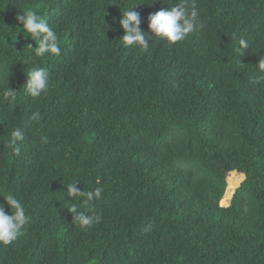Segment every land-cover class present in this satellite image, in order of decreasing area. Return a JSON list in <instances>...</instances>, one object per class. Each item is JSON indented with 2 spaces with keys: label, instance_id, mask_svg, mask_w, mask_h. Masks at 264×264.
<instances>
[{
  "label": "trees",
  "instance_id": "1",
  "mask_svg": "<svg viewBox=\"0 0 264 264\" xmlns=\"http://www.w3.org/2000/svg\"><path fill=\"white\" fill-rule=\"evenodd\" d=\"M175 2L0 0V90L6 69L16 90L0 96V194L30 216L0 264H264V0H196L205 27L184 41L121 45L126 8L152 35L148 16ZM28 8L61 46L35 60L50 73L39 98L23 89L36 42L15 17ZM234 33L249 42L237 59ZM16 127L18 157L6 143ZM76 180L104 189L88 230L67 210Z\"/></svg>",
  "mask_w": 264,
  "mask_h": 264
},
{
  "label": "clouds",
  "instance_id": "2",
  "mask_svg": "<svg viewBox=\"0 0 264 264\" xmlns=\"http://www.w3.org/2000/svg\"><path fill=\"white\" fill-rule=\"evenodd\" d=\"M134 6L126 8L119 19L120 28L123 35L120 38L121 45L125 48L137 47L147 52L150 49V41L161 40L168 44H176L184 41L190 34L199 31L205 27L200 21V10L197 7L196 0H176L166 9H161L154 14L148 16V29L152 35L146 34L141 28L140 14L133 10ZM22 25L25 35H30L35 41V46H27L32 57L33 67L27 72L26 81L23 86L26 94L32 98H39L46 94L50 88V73L44 66L35 64L36 58H44L46 55L59 56L61 46L56 31L46 22L42 15L32 8H28L15 17ZM4 28L10 30L8 27ZM3 35V33H0ZM16 35V33H15ZM233 41L232 52L236 59L249 49V42L235 33L232 35ZM257 70L264 73V59H259L256 64ZM4 80L0 96L3 100L14 102L16 100V90L8 85V71ZM254 83H258L259 79L254 78ZM30 119L39 122L41 114L35 111L31 114ZM24 131L16 127L14 128L6 143L14 157L21 155V142L24 140ZM47 143V138L43 139ZM79 180L66 184L65 195L73 200L67 209L72 214L74 221L82 230H88L102 219V213L91 212V205L95 200L102 197L104 191L102 186L95 187L92 190L84 191L77 187ZM4 203H0V245L7 246L15 241L22 233L24 227L29 223L30 216L26 213V209L20 199L13 191H7L0 194ZM5 204L9 208V213L5 212ZM83 205L88 211H81L80 205Z\"/></svg>",
  "mask_w": 264,
  "mask_h": 264
},
{
  "label": "rangeland",
  "instance_id": "3",
  "mask_svg": "<svg viewBox=\"0 0 264 264\" xmlns=\"http://www.w3.org/2000/svg\"><path fill=\"white\" fill-rule=\"evenodd\" d=\"M231 176H232V175H231ZM228 177L230 178V175L227 174V176H226V187H227V178H228ZM234 177H235V178H237V177L239 178V177H240V179H241V174H238V173L236 174V173H235ZM244 179H245V178H244V176H243V174H242V180L238 183L237 187H235V189L232 191L231 197H233L235 191L240 187V185L242 184V182L244 181ZM238 180H239V179H238ZM225 192H226V190H225ZM224 195H225V193H224ZM229 204H230V202H229ZM229 204H228V206H229Z\"/></svg>",
  "mask_w": 264,
  "mask_h": 264
}]
</instances>
